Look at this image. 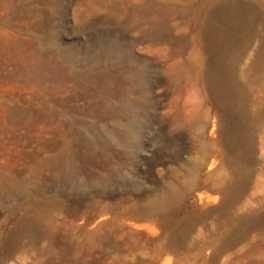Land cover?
Wrapping results in <instances>:
<instances>
[{"label":"rangeland","instance_id":"374dc122","mask_svg":"<svg viewBox=\"0 0 264 264\" xmlns=\"http://www.w3.org/2000/svg\"><path fill=\"white\" fill-rule=\"evenodd\" d=\"M0 264H264V0H0Z\"/></svg>","mask_w":264,"mask_h":264},{"label":"bare ground","instance_id":"6f19581e","mask_svg":"<svg viewBox=\"0 0 264 264\" xmlns=\"http://www.w3.org/2000/svg\"><path fill=\"white\" fill-rule=\"evenodd\" d=\"M132 112V111H131ZM65 156V155H64ZM226 204V200L225 201H223V203H221V205H220V208L219 209H221L224 205Z\"/></svg>","mask_w":264,"mask_h":264}]
</instances>
